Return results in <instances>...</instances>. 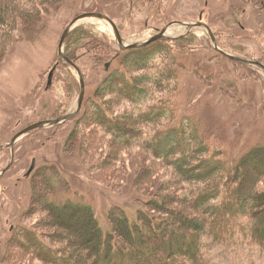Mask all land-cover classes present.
Instances as JSON below:
<instances>
[{
	"label": "rangeland",
	"instance_id": "rangeland-1",
	"mask_svg": "<svg viewBox=\"0 0 264 264\" xmlns=\"http://www.w3.org/2000/svg\"><path fill=\"white\" fill-rule=\"evenodd\" d=\"M250 1L67 0L47 13L45 20L36 27L19 31L17 42L6 59L0 61V148L12 143L33 125L66 117L80 107L83 94L81 74L63 59L61 44L68 28L82 15L99 12L113 17L128 44L150 41L175 22L200 23L205 17V22L215 29L225 50L264 61V0H259L260 4L257 0V4ZM78 28L93 30L101 38L111 40L114 50L105 52L110 57L124 51L115 27L108 21L85 19L76 30ZM191 30L182 24L175 25L168 39L183 37ZM192 33L195 35L194 44L176 63L181 81L175 83V88L178 86L181 91L174 99L181 102L177 107L180 115L178 118L171 115L167 125L179 126L188 118L197 119L202 129L210 134L212 143L230 156L233 166L251 150L264 145V70L220 53L208 29L197 28ZM173 44L177 45L176 42ZM69 57L85 72L88 84L86 105L76 119L38 130L18 144L15 167L0 179V264H15L18 260L20 264H44L33 256H24L20 246L13 242L23 229L39 226L48 216V212L40 209L37 203V199L42 198L38 197L42 189L41 179L39 181L35 175L28 177L36 159H39L37 171L60 167L65 182L60 186L57 200L63 203L76 200L93 205L108 232L113 230L111 213L116 207L127 208L134 219H138L140 210L145 207L149 198L140 191L138 176L146 175L145 171H156L161 172L160 176L165 180L174 177L169 166L154 161L146 153L139 156L140 149L133 155V158L136 155L137 164L129 163L130 169H124L121 176L120 172L109 174L111 169L104 173L102 166L107 164L103 162L101 165L99 161L103 160L100 157L111 153L113 144L111 140L101 138L97 126L85 125L81 129V124L109 73L108 66L93 50L81 51L77 57L81 58L79 61ZM57 67L55 84L51 86L52 73ZM119 109L124 110V107ZM171 137L174 135H166L159 143L161 152H168L174 139ZM91 138L103 140L102 145L95 142L98 158L93 154L89 156ZM13 158V148L0 151V174L12 165ZM127 175L128 180L124 179ZM84 220L78 226L80 231L89 224L88 218ZM11 249L14 250L13 260L5 263ZM203 264H264V247L254 240L251 230L234 237H214L207 244Z\"/></svg>",
	"mask_w": 264,
	"mask_h": 264
},
{
	"label": "trees",
	"instance_id": "trees-1",
	"mask_svg": "<svg viewBox=\"0 0 264 264\" xmlns=\"http://www.w3.org/2000/svg\"><path fill=\"white\" fill-rule=\"evenodd\" d=\"M66 1L0 0V61L17 42L19 31L36 27ZM194 40V33H189L110 57L105 52L114 50L111 40L85 28L72 34L68 54L74 60L79 61L81 51L93 50L107 66L120 62L117 68L113 65L111 71L108 69L81 124V129L97 126L101 138L113 144V151L100 157V164H107L102 166L104 173L110 169L109 174L124 173L130 169L129 163H136L133 155L140 149L139 156L146 153L164 163L174 177L165 180L156 171L138 176L137 185L149 198L145 207L138 219L127 208L116 207L111 213L113 230L108 232L93 205L57 200L65 182L59 166L40 169L35 174L42 182L38 193L42 198L37 203L48 216L39 226L23 229L13 240L24 256L44 264H203L207 244L214 237H234L248 230L264 247V145L232 166L230 156L212 143L197 119L167 125L171 115H180L177 107L181 102L174 99L181 91L175 88L181 81L176 63L190 51ZM166 135H174V139L163 153L160 144ZM89 141V156L98 158L95 142L102 145L103 140ZM82 217L88 218L89 224L80 231L78 226L85 222ZM11 251L5 263L13 260Z\"/></svg>",
	"mask_w": 264,
	"mask_h": 264
},
{
	"label": "water",
	"instance_id": "water-1",
	"mask_svg": "<svg viewBox=\"0 0 264 264\" xmlns=\"http://www.w3.org/2000/svg\"><path fill=\"white\" fill-rule=\"evenodd\" d=\"M90 18L103 19V20H106L109 23H111L115 27V29L117 31L118 42H119V44L121 45V47H122V49L124 51H131V50H134V49L148 48L151 45H153L154 43H157V42H159L161 40H164V39H168V38H170L169 34H170L171 29L175 25H178V24H182V25L190 27L192 29L191 32L195 31L197 28H205V29H208L210 31V33H211V35L213 37V40H214L215 47L220 53L224 54L226 57H228V58H230V59H232L234 61H238V62H241V63H244V64H248V65L258 66V67H260V68H262L264 70V62L259 61V60L249 59V58L242 57V56H238V55L232 54V53L228 52L227 50H225L221 46L219 37H218L215 29L210 24L205 22V20H204L205 17H203V21L200 22V23L175 22V23L171 24L168 28H166L160 35L154 37L150 41H147V42H144V43L143 42H139V43H135V44H128L126 39H125L124 33L122 31V28L120 27L118 22L113 17H111V16H109V15H107L105 13H99V12L98 13H88V14L82 15L81 17H79L68 28V30H67V32H66V34L64 36L63 42L61 44V55H62L63 59L66 60V62L69 65H72L75 68H77L79 70L80 74H81L82 85H83V94H82L80 107L78 108V110L76 112H74V113H72V114H70V115H68L66 117H62V118H58V119H52V120H47V121H43V122H40V123H37V124L33 125L32 127L28 128L27 130H25L22 133H20L14 139V141H12V143H10L9 145H5V146L1 147L0 151L2 149H5V148H13V150H14V158H13L12 165L7 170H5L3 173L0 174V179H4L7 176V174L11 170H13V168L15 167L17 159H18L17 147H18V144L20 143V141L23 138H25L26 136H28V135H30V134L38 131V130H44V129H48V128L55 127V126H58V125H63V124L69 123L70 121H72V120L76 119L78 116H80L82 114V112L84 111V108H85V105H86V100H87V97H88V84H87L86 75H85V72L82 69V67L78 63L74 62L69 57L68 51H67V45H68V41H69L71 35L76 30V28L79 25V23L81 21L85 20V19H90ZM113 65H114L113 62L108 65V69L110 71H111ZM58 69H59V67H57L52 73L51 86H53L55 84V78L57 76ZM38 168H39V159H36L33 168L31 169L30 173L28 174V177L32 178L35 175V173L38 170Z\"/></svg>",
	"mask_w": 264,
	"mask_h": 264
},
{
	"label": "flooded vegetation",
	"instance_id": "flooded-vegetation-1",
	"mask_svg": "<svg viewBox=\"0 0 264 264\" xmlns=\"http://www.w3.org/2000/svg\"><path fill=\"white\" fill-rule=\"evenodd\" d=\"M248 1L251 2L250 0H248ZM167 28H168V27H167ZM172 29H173V28H172ZM172 29H171V30H172ZM170 32H171V31H170ZM190 33H191V31H190Z\"/></svg>",
	"mask_w": 264,
	"mask_h": 264
}]
</instances>
